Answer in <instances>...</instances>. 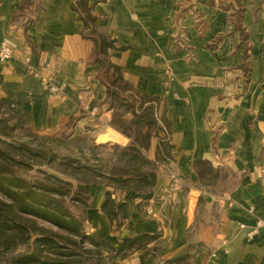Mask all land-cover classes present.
Here are the masks:
<instances>
[{"label":"crops","instance_id":"1","mask_svg":"<svg viewBox=\"0 0 264 264\" xmlns=\"http://www.w3.org/2000/svg\"><path fill=\"white\" fill-rule=\"evenodd\" d=\"M23 2L0 0V45L13 50L0 59V96L39 133L129 144L111 123L114 106L91 30L73 8L77 0H30L22 10ZM88 6L93 29L114 41L108 59L140 94L158 97L174 149L148 190L83 184L92 199L87 233L113 245L148 236L117 264H264V225L248 235L264 219V0H88ZM36 70L64 92L45 88ZM158 144L154 135L145 156L155 160ZM197 159L209 160L223 183L202 184ZM172 175L181 178L175 193ZM108 194L112 211L103 208Z\"/></svg>","mask_w":264,"mask_h":264},{"label":"trees","instance_id":"2","mask_svg":"<svg viewBox=\"0 0 264 264\" xmlns=\"http://www.w3.org/2000/svg\"><path fill=\"white\" fill-rule=\"evenodd\" d=\"M29 1L24 0L22 10L26 8ZM73 8L79 12L85 29L91 30L90 34L95 41V60L102 67L101 79L107 85L108 99L114 106L111 123L123 134L129 136L131 141L125 146L118 143L111 144L114 152L110 161L98 157L100 150L108 147V144L88 142L85 143L86 147L93 156L98 158V163H81L79 159L70 155L64 159V162L75 170L81 169L90 174L91 177L85 179V182H103L121 189L148 190L157 183L159 164L173 158L174 145L167 136L169 121L164 116H158V97L140 94L124 79L122 68L108 59L109 49L115 48L114 41L93 29L96 17L93 14V8L88 6V0H77ZM126 113H130L131 117H126ZM24 126L27 124L21 110L8 98L0 97V143H7L2 136L10 135L16 127ZM154 135L159 137V144L156 159L152 160L146 157L143 151L149 148ZM41 139L44 143L54 140L58 143L80 144V141L84 143L83 137L70 139L43 136ZM47 145L50 146L45 144L39 149V154L43 157H48L51 151ZM81 148L83 150L84 147ZM6 159V155L0 151V194L10 198L8 203L0 198V205L9 211L7 218L11 223L0 217V231L5 233L3 227L6 223L14 225L15 229L8 234V237H2L0 244L4 246V250H7L10 247L6 242L17 243L19 237H21V243L32 242L30 248L28 247L20 256L14 258V264H117L120 258L140 248L147 241L148 236L143 234L125 237L117 245H113L98 233L88 234L84 227V219L74 215L63 204L64 194H69L72 190L70 182L49 175L47 179H50L51 185L39 183L37 187V184H30L23 178L19 179L7 173L8 169L4 167ZM194 167L202 184H214V180L219 177V171L209 160L197 159ZM62 172L72 174L67 169H63ZM10 184L15 188L9 186ZM85 193L84 189L76 188L71 200L84 208L88 206V201H83L79 194ZM112 205L108 194L103 208L112 211ZM20 206L21 211L26 212L30 218L46 221L53 227H33L32 229L22 220L20 224L14 217V208L17 209Z\"/></svg>","mask_w":264,"mask_h":264},{"label":"rangeland","instance_id":"3","mask_svg":"<svg viewBox=\"0 0 264 264\" xmlns=\"http://www.w3.org/2000/svg\"><path fill=\"white\" fill-rule=\"evenodd\" d=\"M178 27V32L180 33V35H184L186 28L182 25ZM176 35L177 34H175V36ZM182 39L183 38L181 37V40ZM182 43L187 45L186 41L184 40H182ZM43 136L51 135L39 133L29 126L16 127L11 131L10 135L2 136V138L7 141V143H0V151L7 157L6 162H4L5 169H8L6 170V172L15 175L19 179L23 178L30 184H37V187L39 186V183L50 184V179H47V176L49 175H53L63 181L70 182L72 184V190L69 194H64L63 197L65 198V201L63 202V204L65 205V208L67 207V209L70 210L74 215L78 216L80 219H84V214L86 213V211L91 210L90 206L92 199L89 195L88 190L83 188L82 185L92 183L85 182V179H89L91 176L81 169H73L68 163L64 162V159L70 155L73 158L79 159L81 163H98V158L93 156V154L86 147V144L90 142V139L88 140L87 138H84V143L80 141V144L58 143V141L55 140L51 141L50 143H48L49 141H46V143H44L42 141L43 139H41L43 138ZM114 137L115 135L112 134L111 136H109V138H107V140L114 139ZM45 144L50 145H47V147H49L51 150L48 154V157H43L42 154H39V149H41ZM81 147H84L83 150ZM113 152V148L111 147V145H109L108 147L100 150L98 157H103L105 160L109 159L110 161V157H112ZM88 158L90 159L88 160ZM63 169H67L73 175L63 173ZM214 183H223V180H221L219 176L218 178H216V180H214ZM204 185L208 186L209 184ZM9 186H11L13 189L15 188V186L12 184H10ZM220 186V184L217 185L218 188H220ZM79 187L86 191L85 194H79L83 201H88V206H85L84 208L83 206H81V204H76L71 200V197L74 196L72 195L73 191ZM0 198L3 199V201H5L6 203L10 201L9 197L3 196L2 194H0ZM0 206V217L5 218L6 222L8 221L11 223V221L7 218L9 216V211L6 209V207L4 209L3 205ZM14 210V217L16 221L21 224L22 220L23 223H25L29 228L33 229V227H53L46 221L36 218H30V216L26 214V212L21 211V206L17 209L15 207ZM8 225L9 224L6 223L3 227L5 233H2L0 231V239L5 236L8 237V234L13 229H15L14 225ZM16 229L18 230V228ZM6 244L8 245V247H10L7 250H4V246L0 244V264H14V258L20 256L21 253L25 252L28 249V247L30 248L32 246L31 241L28 243L30 246H28V244L21 243V237L17 239V243H11L7 241Z\"/></svg>","mask_w":264,"mask_h":264},{"label":"built area","instance_id":"4","mask_svg":"<svg viewBox=\"0 0 264 264\" xmlns=\"http://www.w3.org/2000/svg\"><path fill=\"white\" fill-rule=\"evenodd\" d=\"M13 56V50L12 48L7 44L3 43L0 45V59L5 61L10 59ZM36 75L41 78L42 85L49 89L51 92L55 94H62L64 92V88L62 85L52 81L49 77H46L42 74L41 71L36 70ZM181 185V178L176 175L171 176V184H170V190L172 193H175L178 189V187ZM264 225V219H257L256 223L252 226V228L249 230L248 235L250 237L255 236L259 233L260 228ZM241 227L244 228L245 224L242 223Z\"/></svg>","mask_w":264,"mask_h":264}]
</instances>
